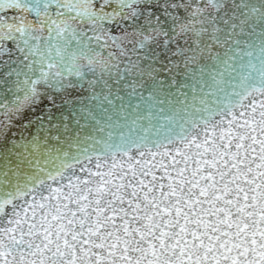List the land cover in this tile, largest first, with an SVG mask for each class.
<instances>
[{
    "label": "snow or ice",
    "instance_id": "1",
    "mask_svg": "<svg viewBox=\"0 0 264 264\" xmlns=\"http://www.w3.org/2000/svg\"><path fill=\"white\" fill-rule=\"evenodd\" d=\"M0 264H264V0H0Z\"/></svg>",
    "mask_w": 264,
    "mask_h": 264
}]
</instances>
